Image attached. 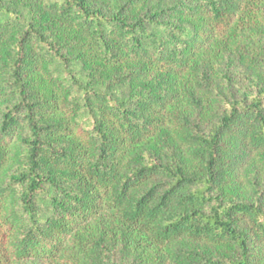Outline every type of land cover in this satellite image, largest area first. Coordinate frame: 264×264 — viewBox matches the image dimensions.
<instances>
[{
    "label": "trees",
    "instance_id": "obj_1",
    "mask_svg": "<svg viewBox=\"0 0 264 264\" xmlns=\"http://www.w3.org/2000/svg\"><path fill=\"white\" fill-rule=\"evenodd\" d=\"M262 16L0 0V264H260ZM237 178L250 196L227 192Z\"/></svg>",
    "mask_w": 264,
    "mask_h": 264
},
{
    "label": "rangeland",
    "instance_id": "obj_2",
    "mask_svg": "<svg viewBox=\"0 0 264 264\" xmlns=\"http://www.w3.org/2000/svg\"><path fill=\"white\" fill-rule=\"evenodd\" d=\"M117 3V2H116ZM146 7V6H145ZM259 19V21L254 24V27L255 25L258 26L259 24L262 25L261 26V29L259 28V30H261V34L264 35V16L262 17H257ZM257 19V20H258ZM259 33V34H260ZM247 35V34H245ZM253 37H249V36H239V39H238V43L239 44H242V43H245L248 39L252 40ZM256 40V39H255ZM257 46L260 45V42H257L256 44ZM255 50L257 51V48H255ZM234 59V58H233ZM243 59L238 57V58H235L234 61H232L229 65H231V68L233 69L232 71L236 74H241V72L239 71L238 68L240 67H245L246 65L243 63L242 61ZM226 61V60H224ZM223 61L221 60V63ZM228 63V61H226V64ZM248 66V65H247ZM238 67V68H237ZM248 68V67H247ZM220 76H222V73L219 74ZM236 86H235V89L237 88H240V89H244V86L242 85L243 82L241 81H236ZM224 84V83H223ZM170 129V128H169ZM263 159H264V154H261V153H255L253 155H251V158H250V161H249V166H247L246 168L250 170V168H253V169H259L261 170V172H263L264 170V163H263ZM231 189L228 188V193L229 194H233V195H236L237 197H241L243 195L245 196H250L252 191L251 189L249 188V186L244 182V179L243 178H237L235 181H234V184L230 187ZM19 264H24V263H19ZM26 264H32V263H26ZM260 264H264V258L261 260V263Z\"/></svg>",
    "mask_w": 264,
    "mask_h": 264
}]
</instances>
